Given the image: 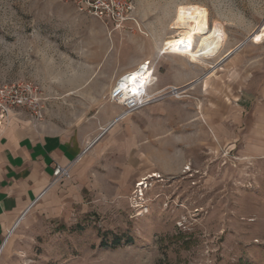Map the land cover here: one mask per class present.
I'll return each mask as SVG.
<instances>
[{
	"label": "rangeland",
	"instance_id": "obj_1",
	"mask_svg": "<svg viewBox=\"0 0 264 264\" xmlns=\"http://www.w3.org/2000/svg\"><path fill=\"white\" fill-rule=\"evenodd\" d=\"M115 1L128 8L119 28L79 0H0V84L38 87L39 121L51 101L81 100L85 92L68 84L87 75L103 83L113 56L151 62L150 94L178 89L149 105L160 106L154 133L164 131L154 138L152 169L130 173L112 198L55 185L15 229L0 264H264V157L220 146L212 134L237 91L264 81V37L236 48L264 24V0ZM195 14L209 26L218 22L225 35L208 65L232 51L206 84L195 81L208 66L158 53L176 34L173 20ZM109 92L91 93L102 99Z\"/></svg>",
	"mask_w": 264,
	"mask_h": 264
},
{
	"label": "crops",
	"instance_id": "obj_2",
	"mask_svg": "<svg viewBox=\"0 0 264 264\" xmlns=\"http://www.w3.org/2000/svg\"><path fill=\"white\" fill-rule=\"evenodd\" d=\"M120 58H108L103 65L107 69L103 83L87 75L86 80L66 86L85 92L80 101L61 100L66 105L51 101L41 121L29 120L23 110L11 112L1 124L0 256L6 241L39 202L35 200L48 187L55 165L72 163V180L61 185L68 192L79 195L92 189L107 198L117 196L130 173L153 168L154 138L164 135V131L155 134L151 126L160 106L117 120L121 107L108 102L107 95L101 99L91 93L110 91L120 77L149 61ZM224 106L226 112L216 115L212 127L215 140L220 146L239 147L242 155L264 157V81L252 90L249 86L238 90L233 102ZM55 188L44 196H51Z\"/></svg>",
	"mask_w": 264,
	"mask_h": 264
},
{
	"label": "built area",
	"instance_id": "obj_3",
	"mask_svg": "<svg viewBox=\"0 0 264 264\" xmlns=\"http://www.w3.org/2000/svg\"><path fill=\"white\" fill-rule=\"evenodd\" d=\"M79 2L84 3L90 12L104 24H113L114 27L119 28L125 21L129 20V18H127L128 8H124L118 1L117 6L115 0H79ZM149 66L154 69L149 61H145V67ZM127 75L128 73L125 74V76ZM120 79H123V76L120 77ZM135 80L138 79L136 78ZM150 83V79H146V82L140 84L137 92L133 93L129 91L130 87L128 89L121 88L118 82L113 85L106 96V100L122 106V111L117 117V120L148 107L153 102L161 100L167 94H178V89L174 87H166L158 90L154 94H150L149 89L154 84L151 85ZM19 110L27 111L29 117L33 121H39V119L42 118V106L40 104L38 87L23 81L0 84V125L9 113ZM71 170L72 163L55 165L52 171V179L48 187L39 194L35 202L40 200L50 187L64 185L70 182L72 180ZM141 182V180L138 181L137 187L140 188L139 197L142 198V187L145 183L141 186L139 185Z\"/></svg>",
	"mask_w": 264,
	"mask_h": 264
},
{
	"label": "bare ground",
	"instance_id": "obj_4",
	"mask_svg": "<svg viewBox=\"0 0 264 264\" xmlns=\"http://www.w3.org/2000/svg\"><path fill=\"white\" fill-rule=\"evenodd\" d=\"M171 29L176 31V34L165 40L162 46L158 49V53H161L162 55H184L201 65L208 66L209 70L200 79L196 80V83H198L199 80L202 81L203 79L209 78L215 72L214 70L219 63H221V61L232 52H226L223 56L218 57V61L214 65H208L207 61L217 56L219 49L224 43L225 35L222 31V26L218 22L209 26L207 19L203 14L179 15L173 20ZM263 37L264 24L258 29V31L249 35V37L243 43L238 45L237 48H241V46L248 41H260ZM152 71V68L145 67V63H143L139 65L136 70L128 73L127 76L124 75L123 79L119 78L115 83L118 82V85L121 88L128 89L130 87L129 91L132 93L137 92L140 84L146 82V79H150L151 85L155 82L156 79L153 77ZM136 78L138 80H135ZM151 177H154V175H151ZM143 184L144 182L139 183L141 186Z\"/></svg>",
	"mask_w": 264,
	"mask_h": 264
},
{
	"label": "trees",
	"instance_id": "obj_5",
	"mask_svg": "<svg viewBox=\"0 0 264 264\" xmlns=\"http://www.w3.org/2000/svg\"><path fill=\"white\" fill-rule=\"evenodd\" d=\"M119 242H120V238H116V239H115V242L113 243V245H118Z\"/></svg>",
	"mask_w": 264,
	"mask_h": 264
}]
</instances>
